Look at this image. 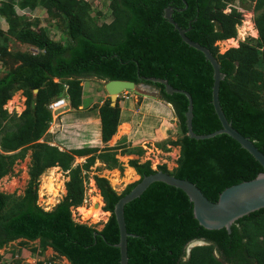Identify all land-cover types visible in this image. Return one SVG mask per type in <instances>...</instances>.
Returning <instances> with one entry per match:
<instances>
[{"label": "trees", "instance_id": "trees-1", "mask_svg": "<svg viewBox=\"0 0 264 264\" xmlns=\"http://www.w3.org/2000/svg\"><path fill=\"white\" fill-rule=\"evenodd\" d=\"M230 1L108 0L111 19L97 22L90 14L87 0H0V17L6 23L0 35L35 48L34 52L9 53L4 46L0 47L2 56L9 57L12 63L0 76V177L30 150L28 179L22 194L0 192V248L15 239L36 240L31 248L36 255L48 247L67 264H119L118 248L114 245L118 229L113 205L143 175L161 170L187 179L214 202L226 186L264 171L224 133L202 139L188 137L186 97L178 92L168 94L163 84L147 79L162 78L173 88L189 93L194 133H209L220 127L211 104V65L200 51L183 42L163 17L164 9L170 6L173 22L185 29L188 39L210 51L223 73L217 99L226 120L264 155V0H251L254 29L249 25L246 30L252 36L257 35L254 42L240 41L236 47L219 53L213 43L218 40L225 43L224 39L234 37L235 24L248 14L229 6ZM14 7L29 11L41 7L50 19H60L64 42L50 38L37 25L36 18L16 14ZM237 32L239 38L243 36L242 30ZM231 40L236 45V40L228 39ZM85 76L146 83L157 89L158 99L170 103L179 134L174 139L156 142L155 146L163 150H168L166 144L177 146L171 171L164 164L151 169L148 160L139 161L143 151L140 146L64 150L38 140L51 120L47 103L65 97L71 108H77L81 102L80 82ZM14 90H20L24 107L21 111L17 108L20 111L17 115H9L2 105ZM119 111L118 99L113 106L108 98L97 106L101 142L110 141L115 133ZM117 149L130 155L126 174L137 175V179L116 193L105 177L92 174L103 203L101 209L108 215L99 229L74 221L70 207L82 201L83 181L89 167L97 160L106 169L120 171ZM74 157H83V161L72 165ZM52 166L65 171L67 179L61 198L44 210L36 204L37 178ZM123 220L129 233L126 264H264V207L235 219L228 232L224 227L205 229L192 216L191 203L180 189L153 181L123 205ZM198 239L205 243L192 246L186 254V245ZM14 253L18 256V251H11ZM34 264L51 263L36 260Z\"/></svg>", "mask_w": 264, "mask_h": 264}, {"label": "rangeland", "instance_id": "rangeland-1", "mask_svg": "<svg viewBox=\"0 0 264 264\" xmlns=\"http://www.w3.org/2000/svg\"><path fill=\"white\" fill-rule=\"evenodd\" d=\"M87 2L90 6V14L95 16L97 22H108L111 19L110 11L107 6L108 0H87ZM229 3V6L235 7L237 11L241 13L243 11H248V14L242 16L240 21L235 24V29H240L242 32H245L243 41L253 43V39H255L257 35L252 36L250 35V31L246 30L249 25L254 29L252 24V12L250 11L253 2L251 0H231ZM227 10L228 9H226V11ZM14 11L16 14L23 13L28 19L36 18L38 22L37 25L44 28L50 38L64 42L63 22L57 18L50 19L43 8L37 7L29 11L14 7ZM96 11H100V13L97 15ZM246 19L249 20L247 24L244 23ZM0 29L1 31L6 29V23L1 17ZM234 40H237L236 36ZM238 41H235L236 45H232V40L226 41V44L222 43V41H215L213 44L216 45L217 51L220 53L229 47H236ZM2 46H4L9 53L14 51H35V48L20 43L6 35H0V47ZM9 60V57L5 55L2 56L0 52V76L12 65L11 60L10 62ZM103 83V80H98L93 76L81 78L80 104L88 107V110H97V106L108 98L103 88ZM123 95L126 97H123L122 92H120L116 98L118 99L120 110L119 119L115 130L116 134L114 133L111 136L108 144L120 143L123 145V149L140 146L143 151L138 157L139 161L148 160L151 169H156L157 165L164 164L165 168L171 171L175 166L177 146L166 144L168 150L159 149L155 146L156 142L163 141L164 139H174L179 134L176 119L172 115L171 109L166 103H162L160 99L158 101V93L152 89L146 90L136 87L135 91H126ZM11 97L12 102L9 104L8 99ZM9 98L2 106L9 115H17L24 107V97L20 90H14ZM67 105L59 110L60 112H58L54 120H52L51 117L45 132L38 139L39 141H47L64 150L81 146V143L85 139L83 137L82 139L81 137L79 138V134L75 133L77 130L76 124L69 123L66 118L61 120L63 113H65L63 110L67 108ZM17 108H20V111ZM97 116L98 114L94 113V117L96 118ZM119 125L120 127H118ZM88 140L91 145H97L99 143L96 140L95 130L92 128V124L91 129L88 131ZM96 147L100 148V146ZM122 151H120V153L117 151L119 156H116L120 165L122 163L120 171L116 168L106 169L102 163L96 160L89 167L86 178L83 181L82 201L79 205L70 207L71 218L74 221L85 223L99 229L108 215L106 211L101 219L94 221L89 215L80 213L81 209H79V207L89 209L94 197L101 200L93 180L91 179L92 174L105 177L116 193L121 192L126 184L137 179V175L126 174L128 170L126 161L131 157ZM29 153L30 150H26L24 157L16 159L11 165L9 172L0 177V192L13 193L14 195L22 194L28 179L26 169L29 164ZM82 161L83 157H74L72 165L79 164ZM52 167L53 168H45L37 178L36 204L46 210H49L61 198L64 193L63 182L67 179L65 171L60 170L57 166ZM102 204L101 201L99 204L100 210H102ZM35 245L36 240L20 242L19 239H15L4 244L0 248V259H4L3 257H6L11 251H18V257H20V259L17 263L13 262L12 264H34L35 257L37 260H41L42 263L67 264L64 258L53 254L48 247L41 255H36L34 251L31 250ZM214 254L219 258L215 252Z\"/></svg>", "mask_w": 264, "mask_h": 264}, {"label": "water", "instance_id": "water-1", "mask_svg": "<svg viewBox=\"0 0 264 264\" xmlns=\"http://www.w3.org/2000/svg\"><path fill=\"white\" fill-rule=\"evenodd\" d=\"M171 7L164 9L163 17L172 24L173 28L177 30L181 40L188 46L200 51L204 58L209 62L212 68V83H211V104L213 111L220 123V127L204 134H196L191 129V98L188 92L182 89L173 88L166 80L157 77H148L152 82L163 84L164 91L168 94L172 92L182 93L187 99L185 116L186 135L194 139H202L214 136L219 133H224L235 140L240 147L245 149L255 159L264 170V155L253 145L252 141L247 137L236 131L230 122L226 120L217 99L218 82L223 77V73L219 70V65L210 53V51L188 39L184 31L178 27L170 17ZM103 88L107 93L109 105L113 106L118 93L122 91H135L136 87L141 89H157L146 83L134 84L130 80L110 79L103 80ZM36 89H33L34 93ZM167 103L171 107L170 103ZM160 181L167 185L180 189L191 203V212L197 223L205 229H218L224 227L229 231L230 224L237 218L245 215L253 210L264 207V171L258 172L253 178L242 180L240 182L231 184L223 188L217 195L214 202L208 200L202 192L195 186L194 183L187 179L172 176L161 170H155L152 173L143 175L138 181L123 195H121L113 205V216L118 229V241L114 244L118 248L119 264H126V236L129 233L125 230L123 220V205L137 197L151 182ZM201 239L189 242L185 247L186 254L194 245L204 244Z\"/></svg>", "mask_w": 264, "mask_h": 264}, {"label": "crops", "instance_id": "crops-1", "mask_svg": "<svg viewBox=\"0 0 264 264\" xmlns=\"http://www.w3.org/2000/svg\"><path fill=\"white\" fill-rule=\"evenodd\" d=\"M231 38L234 39L233 37H231ZM231 38L224 39V42L226 43V41H228V39H231ZM218 41H223V40H218ZM154 100H156V99H154ZM158 101H159V99H158ZM94 102H96V101H94ZM94 102H92V103H94ZM161 102L165 103L162 100H161ZM169 108L171 109L170 106H169ZM63 111L65 113H63L61 120H63V118H66V120L69 123H71V124L75 123L77 126V130L75 133L79 134V138L81 137V139H82V137H83L85 139L81 143L80 147L100 146V148H101L102 146H112V144L113 145H121L120 143L108 144L109 140H107L105 142H101L99 140V120H98V116L96 118L94 117V113L97 114V110H88V107H85V106H83V104H80L77 108H71L69 105H67V108H64ZM119 113H120V111H119ZM91 124H92V128L95 130L96 140L99 142L97 145H91L90 141L88 140V131L91 129ZM62 128H63V124H62ZM59 148H61V147H59ZM117 151H119V149H117ZM116 156H119V154H116ZM97 162H99V161H97ZM121 165H122V163H121ZM48 249L51 251L50 248H48Z\"/></svg>", "mask_w": 264, "mask_h": 264}, {"label": "built area", "instance_id": "built-area-1", "mask_svg": "<svg viewBox=\"0 0 264 264\" xmlns=\"http://www.w3.org/2000/svg\"><path fill=\"white\" fill-rule=\"evenodd\" d=\"M251 27H252V26H251ZM244 34H245V32H243V36L239 38V37H238L237 29H235V36H236V38H237L236 42H237L238 40L243 41V39H244ZM235 36L233 37L234 39H235ZM238 42H240V41H238ZM53 80H56V79L53 78ZM125 92H126V91H122V96H123V97H126V96L123 95ZM67 104H68V100H67L65 97L54 98V99L50 100V101L47 103L46 108L49 110L50 115H51V117H52V120H54V119L57 117L58 112H60L59 110L62 109V108H63L65 105H67ZM84 199H85V198H84ZM37 205H38V204H37ZM38 206H39V205H38ZM40 207H41V206H40ZM42 209H43V208H42ZM44 210H46V209H44ZM1 253H2V251H1ZM3 258H4V259H0V264H12V263H13V259L18 258V256H17L16 253H14V254L12 255L11 252H9V253L7 254V256H6V257H3ZM34 259H35L34 261L37 260L36 257H35Z\"/></svg>", "mask_w": 264, "mask_h": 264}, {"label": "bare ground", "instance_id": "bare-ground-1", "mask_svg": "<svg viewBox=\"0 0 264 264\" xmlns=\"http://www.w3.org/2000/svg\"><path fill=\"white\" fill-rule=\"evenodd\" d=\"M100 203H101V200L97 197H94L89 209H86L84 207H79V209H81L80 213L81 214L85 213L89 215L91 218L94 219V221L101 219L103 215L106 213V211L100 210L99 208Z\"/></svg>", "mask_w": 264, "mask_h": 264}]
</instances>
